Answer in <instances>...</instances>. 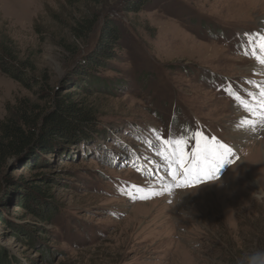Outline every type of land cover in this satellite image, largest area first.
Returning a JSON list of instances; mask_svg holds the SVG:
<instances>
[{
  "label": "rangeland",
  "instance_id": "obj_1",
  "mask_svg": "<svg viewBox=\"0 0 264 264\" xmlns=\"http://www.w3.org/2000/svg\"><path fill=\"white\" fill-rule=\"evenodd\" d=\"M135 1L0 0V44L48 85L40 96L0 72V120L21 99L43 115L66 92L94 115L5 160L0 264H247L264 252V65L244 35L264 33V0ZM85 16L95 27L77 41ZM105 22L120 37L94 56ZM221 144L218 170L186 181Z\"/></svg>",
  "mask_w": 264,
  "mask_h": 264
},
{
  "label": "trees",
  "instance_id": "obj_2",
  "mask_svg": "<svg viewBox=\"0 0 264 264\" xmlns=\"http://www.w3.org/2000/svg\"><path fill=\"white\" fill-rule=\"evenodd\" d=\"M65 2L72 5L83 2L98 3V0H65ZM136 2L143 4L145 0L141 2L136 0ZM134 7L133 9H140V7ZM75 23L76 26L71 28L72 34L77 41H82L87 34L93 32L96 19L85 16ZM119 33L116 24L105 22L99 33L98 51L94 56L105 54L106 47H110V44H117ZM87 62H89L88 65L93 63L90 60ZM29 65L28 62L18 58V53L11 42L0 44V72L24 89L39 93L40 96H46L47 93L45 95L44 93L48 89L47 82L42 83L36 78L29 70ZM72 94L75 92H66L63 98L53 100V109L43 115L39 114L38 106L28 99L16 100L13 105L6 106L5 116L0 120V169L8 157L30 149L29 147L35 145L42 135L53 134L56 131L60 133L61 129L72 126L79 128L93 124L94 115L91 114V110L84 108L82 103L77 104L69 99L68 96ZM41 149L46 150L47 148L42 147ZM27 209L30 210V207L27 206Z\"/></svg>",
  "mask_w": 264,
  "mask_h": 264
},
{
  "label": "snow or ice",
  "instance_id": "obj_3",
  "mask_svg": "<svg viewBox=\"0 0 264 264\" xmlns=\"http://www.w3.org/2000/svg\"><path fill=\"white\" fill-rule=\"evenodd\" d=\"M244 35L248 38L249 43L255 45V47L253 48V56H255V58L259 61L260 64L264 65V56L257 55V52H256L257 47L259 48L260 52H264V33H255V34L244 33ZM253 36H255L259 40L258 45H256V41L253 39ZM260 94H261V97H264V88H260ZM260 108L264 109V100L261 101ZM167 143L172 144L173 142L168 141ZM181 143L182 141H175V144L177 145ZM230 152H231V149L227 148L225 145L223 144L218 145L215 152L212 153V155L215 157L212 163L208 164L205 169H201L198 167L196 173L191 175V179H189L188 176L185 177L186 181H188L189 183H199L202 176L206 178L210 177L212 173L218 170L219 164H217V161L222 160L224 154L230 153ZM172 154L175 155V152H173ZM201 155L203 156L205 160L209 159V150L207 147H205ZM186 171L191 174V169H186Z\"/></svg>",
  "mask_w": 264,
  "mask_h": 264
},
{
  "label": "clouds",
  "instance_id": "obj_4",
  "mask_svg": "<svg viewBox=\"0 0 264 264\" xmlns=\"http://www.w3.org/2000/svg\"><path fill=\"white\" fill-rule=\"evenodd\" d=\"M247 264H264V252H258L249 257Z\"/></svg>",
  "mask_w": 264,
  "mask_h": 264
},
{
  "label": "bare ground",
  "instance_id": "obj_5",
  "mask_svg": "<svg viewBox=\"0 0 264 264\" xmlns=\"http://www.w3.org/2000/svg\"><path fill=\"white\" fill-rule=\"evenodd\" d=\"M264 20H262L261 22H263ZM260 25H261V27H262V29L264 30V22L263 23H260ZM259 93H260V91H259ZM238 146V145H237ZM254 151V150H253ZM240 164H242V163H240ZM239 164V165H240ZM256 183H255V187L257 188V191L260 193V194H262V195H264L263 193V188H262V184L259 182V180L258 181H255ZM183 194V193H182Z\"/></svg>",
  "mask_w": 264,
  "mask_h": 264
},
{
  "label": "water",
  "instance_id": "obj_6",
  "mask_svg": "<svg viewBox=\"0 0 264 264\" xmlns=\"http://www.w3.org/2000/svg\"><path fill=\"white\" fill-rule=\"evenodd\" d=\"M24 155H25V153H23V154L21 153V156H20V158H22ZM20 158H19V159H20Z\"/></svg>",
  "mask_w": 264,
  "mask_h": 264
}]
</instances>
